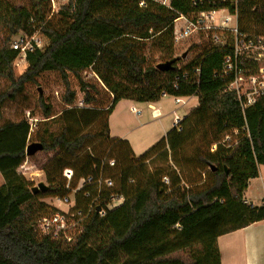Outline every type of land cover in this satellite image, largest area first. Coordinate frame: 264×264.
Wrapping results in <instances>:
<instances>
[{
	"label": "trees",
	"instance_id": "trees-1",
	"mask_svg": "<svg viewBox=\"0 0 264 264\" xmlns=\"http://www.w3.org/2000/svg\"><path fill=\"white\" fill-rule=\"evenodd\" d=\"M221 8L236 12L242 36L251 38L250 23L264 26V0H170L167 7L154 0H67L52 15L48 0H0V79L9 89L0 92V119L25 85L43 73L60 75L63 126L41 121L35 138L53 155L42 167L46 190L52 198L75 190L70 213L79 212L70 240L40 233L38 221L58 209L46 207L41 193H31L33 183L17 173L30 126L25 118L1 122L0 264H220L217 238L264 220V200L252 205L244 197L264 166V95L242 109L227 90L220 75L227 46L207 39L189 47L191 59L173 57L174 21ZM33 28L46 43L25 54V70L16 77L11 38ZM148 45L161 55L159 64L148 61ZM248 63L242 68L255 72L259 64ZM83 72L109 93L107 106H93L99 90L81 79ZM69 74L83 107L72 106ZM163 96L196 97L197 105L139 156L127 141L110 137L116 103ZM38 104L44 119L53 116L43 99ZM64 170L72 172L69 181ZM112 196L123 201L108 209Z\"/></svg>",
	"mask_w": 264,
	"mask_h": 264
},
{
	"label": "built area",
	"instance_id": "built-area-1",
	"mask_svg": "<svg viewBox=\"0 0 264 264\" xmlns=\"http://www.w3.org/2000/svg\"><path fill=\"white\" fill-rule=\"evenodd\" d=\"M66 1L48 0L50 15L54 14L55 11L57 12L61 6L66 4ZM154 2L167 7L170 0H154ZM16 6L20 8L23 4L18 3ZM173 32L174 46L181 44L193 34H203L213 45L230 48V54L223 59L220 75L227 80V90L234 93L242 109L264 95V40L255 37L247 38L238 34L236 12L221 8L203 11L191 18L179 16L173 23ZM45 43L46 41L40 32V28H33L29 33L18 32L15 34L11 38L10 47L24 59L27 52H32L35 49L41 50ZM248 62L259 64L255 72L248 67L242 68V64ZM173 100L175 104L181 102L179 97H173ZM178 122L179 120L175 118L174 127H177ZM108 164L110 166L114 165V160H109ZM31 170L32 167L25 160L18 167L17 173L22 176L29 173L33 175ZM63 176L69 181L72 177V172L64 170ZM90 180L88 178L86 182L89 183ZM84 182L85 180L81 179L76 190ZM105 186L111 187L112 182L109 180L105 181ZM74 192L75 190L66 197L52 199L55 204V206H52L57 208L58 212L43 217L38 221V229L41 234L51 236L56 241L71 239L70 234L77 226L75 216H79V212L70 213V208L73 206ZM122 201L121 197L112 196L108 209L118 207ZM58 204L64 206L65 209L62 210L56 207ZM65 234L67 235L65 236Z\"/></svg>",
	"mask_w": 264,
	"mask_h": 264
},
{
	"label": "rangeland",
	"instance_id": "rangeland-1",
	"mask_svg": "<svg viewBox=\"0 0 264 264\" xmlns=\"http://www.w3.org/2000/svg\"><path fill=\"white\" fill-rule=\"evenodd\" d=\"M55 13H57L55 11ZM54 13V14H55ZM50 15V13H49ZM248 29L250 31V37L253 38L254 35H262L264 36V26L250 23L248 25ZM207 38L203 34H193L191 37L183 41L181 44L174 46L173 48V57H180L183 61L191 59L193 57V50H189V47L192 45H196L206 41ZM188 49V50H187ZM148 61L152 64H159L161 62V55L157 53L155 50L151 49L148 45L144 51ZM26 64L21 55H18L13 62V73L14 76H19L25 70ZM80 77L83 81L95 83L98 87L99 94L96 96L97 102L93 104V106H107V104L111 101V96L108 92H106L101 83L96 80L90 73L83 72L80 74ZM68 82L70 84L71 90H73L75 95V100L73 102L74 107H83V94L79 91V86L76 78L71 74L68 75ZM8 89V84L0 79V92ZM64 84L60 78V75L56 72H47L41 74L37 78L36 84H27L24 87V93L19 97L18 101L15 103H7L4 108L1 110L2 117L0 119V123L3 121H17L20 118H25L30 126V136L28 139V144L37 143L35 138V132L37 129V125L41 121L52 120V127L54 129H60L63 126L61 121V112L67 106L62 102L61 97L64 93ZM9 91V89H8ZM39 98L43 99L44 103L51 107V114L53 115L49 119H44L42 110L38 104ZM130 104L122 103L120 104L119 109H121L124 115V123L125 126L132 129L133 127H137L138 121H142L144 115L146 114L145 108L141 105H135V108L143 110V114L138 118H135L133 114L129 111ZM115 119V118H114ZM135 135H139V132L135 131ZM98 150V149H97ZM101 148L97 151V153H101ZM141 151L136 152V156L141 155ZM52 154H44L42 151H39L32 155L31 157H26V161H28L29 166L32 167L31 172L33 175L24 174V178L28 181L32 182L34 187L39 183H42L47 187L45 182V175L42 170V167L48 162V160L52 157ZM27 167V165H26ZM259 179L264 183V166H260L259 168ZM24 173V172H23ZM3 178L0 174V187L3 186ZM258 183V182H257ZM37 193L42 194V198L40 201L49 207V205H54L53 198L51 196V190ZM57 205V204H56ZM59 209H65L64 206L59 205L56 206ZM67 234H65L66 236ZM229 253L227 257H230ZM226 262V260H225Z\"/></svg>",
	"mask_w": 264,
	"mask_h": 264
},
{
	"label": "crops",
	"instance_id": "crops-1",
	"mask_svg": "<svg viewBox=\"0 0 264 264\" xmlns=\"http://www.w3.org/2000/svg\"><path fill=\"white\" fill-rule=\"evenodd\" d=\"M180 100L175 104L173 97L163 96L154 103L119 101L108 117L110 137L127 141L135 156L137 151L143 153L174 127L175 118L181 120L197 105L196 97H183ZM122 103L130 104L128 109L135 118L141 116L143 110L134 106L145 108L146 114L142 121H138L137 127L130 129L125 126L124 115L118 107ZM135 131L139 135H135ZM244 197L252 205H259L264 200V183L259 179V169L258 177L248 181ZM216 245L220 264H264V220L218 237ZM229 253L235 255L227 257Z\"/></svg>",
	"mask_w": 264,
	"mask_h": 264
},
{
	"label": "water",
	"instance_id": "water-1",
	"mask_svg": "<svg viewBox=\"0 0 264 264\" xmlns=\"http://www.w3.org/2000/svg\"><path fill=\"white\" fill-rule=\"evenodd\" d=\"M165 68H166V66H165ZM39 151H42V145L41 144H39V143L28 144L26 146V149H25V156L31 157L32 155H34L35 153H37ZM38 191H41V192L46 191V186L43 185L42 183H39L37 186H35L31 189L32 194H35Z\"/></svg>",
	"mask_w": 264,
	"mask_h": 264
}]
</instances>
